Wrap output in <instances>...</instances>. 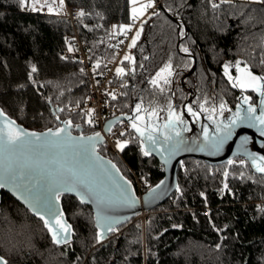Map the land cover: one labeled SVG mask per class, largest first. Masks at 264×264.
<instances>
[{
	"label": "trees",
	"instance_id": "obj_1",
	"mask_svg": "<svg viewBox=\"0 0 264 264\" xmlns=\"http://www.w3.org/2000/svg\"><path fill=\"white\" fill-rule=\"evenodd\" d=\"M64 1L77 7L74 26L65 15L0 0V107L32 130L56 128L65 119L89 134L95 129L80 111L89 79L82 64L63 56L65 37L74 29L101 71L131 17L129 0ZM133 57V68L115 78L122 85L120 113L140 106L164 117L172 100L181 111L189 96L188 106L201 111L233 107L240 90L227 69L233 73L242 64L264 78V0H161L141 23ZM164 71L167 76L156 78ZM123 139V159L98 150L132 182L133 171L148 187L155 185L162 164L143 152L132 128ZM239 158L221 164L184 158L178 191L151 209L143 226L130 218L103 240L90 205L71 194L60 195L71 239L56 243L42 218L2 190L0 255L6 264H264V174L237 163Z\"/></svg>",
	"mask_w": 264,
	"mask_h": 264
},
{
	"label": "water",
	"instance_id": "obj_2",
	"mask_svg": "<svg viewBox=\"0 0 264 264\" xmlns=\"http://www.w3.org/2000/svg\"><path fill=\"white\" fill-rule=\"evenodd\" d=\"M194 68L195 59L186 74ZM255 76L259 85L255 92L261 107L264 78ZM241 94L234 108L235 115L225 122H209L206 116L211 111L188 107L191 96L184 101L181 111L175 109L172 100L164 117L159 112V125L152 129H135L133 108L105 122L104 132L107 133L119 119L128 121L140 139L143 152L154 155L163 166V177L140 196L116 163L99 152L98 147L103 142L100 131L84 134L82 126H73L65 119L59 120L56 128L32 130L17 123L0 107V200L2 190L10 193L43 219L53 241L63 243L71 239L72 228L65 219L60 195L71 194L81 203L90 205L98 240H103L142 210L153 209L178 191L177 170L186 157L221 164L241 156L254 171L264 174V163L260 161L264 157V116L256 114L254 108L253 118L250 117L241 102ZM51 111L55 113L58 108L52 107ZM6 126L15 128L19 136L6 137L2 131ZM73 128L78 132H73ZM59 217L66 225L63 241L52 231V228L58 230ZM0 264H6L1 255Z\"/></svg>",
	"mask_w": 264,
	"mask_h": 264
},
{
	"label": "built area",
	"instance_id": "obj_3",
	"mask_svg": "<svg viewBox=\"0 0 264 264\" xmlns=\"http://www.w3.org/2000/svg\"><path fill=\"white\" fill-rule=\"evenodd\" d=\"M161 5V0H154L153 4H145V13L138 17H130L129 22L123 30L116 36L113 47L114 57L110 59L104 68L96 72L95 65L89 60L88 49L85 42L73 29V33L65 37L66 46L62 54L66 58H73L82 64L89 79V89L80 111L90 121V125L95 131H100L103 135V142L100 144L109 154L123 159V147L118 145L120 139L131 128L128 121L119 119L114 123L109 132H104L105 122L118 114L119 107L116 101L121 94L120 84L115 83L116 68L122 54L131 42L132 36L139 25L151 14L157 12ZM45 10V8H44ZM78 10L76 6H66V19L74 26ZM74 28V27H73ZM133 183L137 194L140 196L147 188L146 182L139 177L137 172L132 171ZM146 211L142 210L134 218H145ZM132 217V218H133Z\"/></svg>",
	"mask_w": 264,
	"mask_h": 264
},
{
	"label": "rangeland",
	"instance_id": "obj_4",
	"mask_svg": "<svg viewBox=\"0 0 264 264\" xmlns=\"http://www.w3.org/2000/svg\"><path fill=\"white\" fill-rule=\"evenodd\" d=\"M21 6L23 9L28 10V11H37V12H45L48 14H55V15H65L66 13V3L64 0H20ZM154 0H129V9H130V15L132 17H138L141 16L142 14L145 13L146 7L145 4H153ZM45 8V10H44ZM124 26V25H123ZM122 26V27H123ZM140 30H141V25L138 26V28L135 30L131 42L128 44L127 49L124 51V53L121 56V59L119 61V64L117 65L116 68V74L117 78L121 79L122 76L126 71H130L133 68V48L134 45L136 44L137 40L139 39L140 36ZM226 76L230 80V82L237 86L239 89L243 90L241 91L244 93L245 89H253L255 91L259 90V85H258V79L257 77L252 74L245 65L242 64H237L235 71L232 73L228 69L226 70ZM167 72H160L156 78H163L167 76ZM122 81V80H121ZM244 96V97H243ZM241 96V102L244 105H247V98L245 95ZM263 98V97H262ZM261 98V108L259 115L264 116V99ZM260 107V106H259ZM247 110L249 108L246 106ZM252 109V108H251ZM171 114L174 113L173 108L170 109ZM237 110L234 109L233 107L223 105L219 107L216 110H213L206 116L207 121L209 122H225L226 120L232 118L235 115V112ZM133 117L135 123V129L137 128L139 131L152 129L156 126L159 125L160 121V115L157 110L154 109H145L141 108L140 106H135L133 107ZM174 117V116H173ZM172 117V120H174ZM85 125H90V121L87 117H84L83 119ZM264 126V122L262 123ZM6 129V130H5ZM6 137L9 139H15L19 136V132L13 128L12 126L5 127L2 130ZM78 132V131H77ZM262 136L264 137V130ZM127 144V141L125 139H120L118 142V145L121 147H124ZM121 159V158H120ZM264 159V157H263ZM260 159L261 162L264 163V160ZM247 160L245 158H239L237 163H242L244 166L246 165ZM258 164V162L256 163ZM181 168L183 167L182 161L180 162ZM161 169H163V166H159ZM226 175H227V169L224 170V183L222 185V188L225 186V181H226ZM132 182V180H130ZM134 188L135 185L132 182ZM136 192V189H135ZM137 194V192H136ZM138 195V194H137ZM173 201H171V204ZM255 205H257L258 208H261L263 205V201H255ZM207 209H205L206 211ZM153 211L152 210H147L145 218H132L134 221H139L141 222L142 226L144 225L146 219L151 215ZM56 226L59 230H56V228H52V231L54 235H57L61 241H63V238L65 236L66 232V225L61 221L60 217L57 218L56 220ZM6 229H4L5 231Z\"/></svg>",
	"mask_w": 264,
	"mask_h": 264
},
{
	"label": "flooded vegetation",
	"instance_id": "obj_5",
	"mask_svg": "<svg viewBox=\"0 0 264 264\" xmlns=\"http://www.w3.org/2000/svg\"><path fill=\"white\" fill-rule=\"evenodd\" d=\"M241 91H243V90H240V92ZM243 95H245L246 97L247 96L249 97V98H247L248 99L247 100V105H244V107L246 108V106H247L248 108L250 107V109L248 111H245V112H248V114H250V117H252L253 115L251 114V112H253L252 110L255 108L254 110H256V114H259V112H260L259 110H260L261 107H259V95L255 92V90H253V89H245L244 93L241 94V96H243ZM190 101H191V99L189 100V102ZM237 101H238V99H237ZM235 106H236V104L233 106V108H235ZM190 108H194V107L191 106ZM251 122H253V121H251ZM239 157H241V156H239Z\"/></svg>",
	"mask_w": 264,
	"mask_h": 264
}]
</instances>
